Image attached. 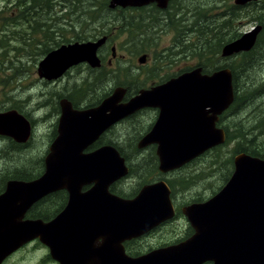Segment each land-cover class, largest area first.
<instances>
[{
  "label": "water",
  "instance_id": "1",
  "mask_svg": "<svg viewBox=\"0 0 264 264\" xmlns=\"http://www.w3.org/2000/svg\"><path fill=\"white\" fill-rule=\"evenodd\" d=\"M150 1L153 0H112L111 5L139 6ZM246 1L249 0H235L239 4ZM261 27L225 43L222 57L250 50ZM103 41L63 44L46 55L40 74L57 78L81 61L99 65L96 51ZM146 59L147 55H143L140 62ZM113 91L95 109L77 110L68 99H62L59 133L50 145L47 170L34 181L12 182L0 197V209L8 214L7 219L0 220V264L7 255L37 238L61 264H264V158L246 152L236 154L234 171L217 194L184 208L195 233L179 244L134 257L126 252L125 241L147 233L175 213L169 185L158 181L146 185L135 199L122 198L109 192L111 182L128 174L119 151L109 145L82 155L108 126L144 107H157L159 116L139 145L157 143L163 171L180 168L224 144L227 134L218 123L235 101L231 68L224 66L205 73L202 66H197L143 88L126 102L122 101L124 87ZM22 122H26L25 128L11 132L18 141L25 142L32 130L27 120ZM83 161L89 162L91 169H78V173H94L95 188L81 194L70 185L71 201L52 221L23 220L34 202L66 185L65 174L59 169H76ZM74 173L77 174L73 170Z\"/></svg>",
  "mask_w": 264,
  "mask_h": 264
},
{
  "label": "flooded vegetation",
  "instance_id": "2",
  "mask_svg": "<svg viewBox=\"0 0 264 264\" xmlns=\"http://www.w3.org/2000/svg\"><path fill=\"white\" fill-rule=\"evenodd\" d=\"M26 1L31 4L29 6V9H26L25 4H23ZM58 1L61 2L62 5H60L59 3L57 4V12L62 13V10L66 8L68 13L64 14V18L62 21L58 20L59 22L65 23V28L61 29L60 26L59 34H55L53 30H49V28L47 30L48 35L45 34L44 36L43 34V36H39L38 46H40V48L36 50V52L31 53L29 51H23L22 53H15V55L9 57L8 42L2 39L0 40V51H2L0 62L3 63V66L0 69V197L4 196V193L7 191V188L11 185L12 182L34 181L47 170V158L50 154V145L59 133L58 126L63 113V105H61L62 99H68L73 104V107L77 110L95 109L101 104L102 100L106 99L114 92V89L118 88V86H122L126 90L122 101L126 102L130 100L131 97L139 94L143 88L147 89L154 86L155 84L166 82V80L176 77L181 72L188 71L189 69L194 68L191 65H181L174 72H169V69L172 66L179 63V59L186 58L185 56L182 57V52L184 50L182 37L188 33V37L191 38V40H196V31H200V16L198 8L199 5L197 4V0H167L165 3H163L164 0L162 2L153 0L143 5H127L125 7H122L118 4L112 6V0H105L104 8L107 14L101 18H98L97 22L95 23L96 25L92 28H89L90 26L85 27V32L83 33L84 36L77 41H72V39H70L69 41L62 40V36L64 35L66 37L68 32H70V28H66L70 9L67 6L65 0ZM5 2L6 6H8V4L10 6L13 5L12 7H14V9L19 12V16L17 17V19L13 23H9L12 26L14 25L16 28L22 27L23 24L28 23L38 26L36 28L40 27L39 24L36 23L38 17L33 19L32 21L22 20L23 16L27 15L28 13H30L32 17L40 14H46V16L52 15L54 19L51 20V24L53 25V27L55 26L54 20L56 21V19L55 11L53 10L55 7L53 3L54 0H8ZM203 4L204 8L207 9V16L211 18L212 21L215 20L214 25H220L222 22L224 23L226 36L230 39L228 42L233 41L236 37L240 36L237 35L235 36V38L233 36L235 25H239L234 21L235 16H242L245 18L247 17L249 19V22H254V26H252L248 30L258 27V25L262 26L257 36L258 40L250 50L242 51L225 58L233 60L232 58L236 57V55L245 57L247 56L246 54L248 52L255 50L258 45V41L260 38L259 36H261L260 33L262 31L264 32V0H249L246 1L245 4H239L235 2V0H204ZM15 10L12 11L13 14H16ZM1 11L3 10L0 9V19L2 20L0 38L9 37L10 35H8L7 30L9 26L4 23L5 13H1ZM237 22L244 25L241 20ZM118 24L121 25L120 27H123L122 30L121 28L118 29ZM119 30L123 31V33H121ZM147 36L150 39L146 38ZM164 36H166L169 42L171 41L172 44L167 45L166 48L164 47V53L161 54V60L163 61L162 65H165V67H160L159 69L163 73L159 71V79H157V77H154L155 74H153V79H150L149 76H146L145 81H138L137 74L139 73L141 67H144L142 65L146 64L152 55L148 52V47H141V44L144 43L147 45L148 40H154L157 43H160V38ZM144 37L146 39L145 41H142ZM261 37L262 38L260 39V43H264V33ZM16 39L18 41L19 36L16 35ZM100 39H104V41L96 51V55L98 56L100 62L99 65L92 66L86 61H81V63L71 65L68 70H66L57 78L50 79L40 74V64L49 52L56 50L63 44H69L70 42H93ZM149 47L152 48V45H149ZM15 51L19 52V47H17ZM143 54L147 55V59L144 62H140V58ZM155 54L156 52L154 53V55ZM220 54L222 56V51L220 52ZM137 56H139V58L137 59L139 64L136 62ZM28 57H31L34 62H37L36 70L38 73L37 81L40 82L39 90H36L34 93L33 90H30L29 93L24 97L6 94L8 88L11 86L10 79L6 77V74L8 73L7 67L5 66L6 61L15 63V66L18 67L19 71L16 73V77L23 78L28 72L24 68L26 65L25 58ZM128 59L129 61L127 63ZM159 61L160 58L158 59V62ZM73 69L77 70L76 72H82L85 70L86 72H83V74H86V78H90V75L98 77L101 82L104 81L105 85H108L106 91L104 92L100 90V92H98L96 90H93L94 92H92V88H89V85L87 84H84L81 87H77L78 81L76 79H70L66 84H62L59 80L65 75H68ZM109 70L115 72L117 75L123 78H127L126 81L121 82V84H118V86L116 84H112L113 86L111 91L109 90V82L106 75V71ZM203 72L205 71L203 70ZM232 73L234 74L233 70ZM149 74L151 73H148V75ZM95 88L98 87L95 86L94 89ZM85 91L90 93V96H84L83 93ZM47 94L50 95L47 97L46 101H40L41 98L47 96ZM97 94H100V96H97V98H95V95ZM51 97H53V99H51ZM36 109L40 111V115L38 118H35V116H33ZM148 109H151L155 116L137 130L135 126L138 123L137 117L143 111H146ZM44 110L45 113L44 115H42ZM107 113H109V109L106 111V114ZM158 116L159 109L157 107H144L143 109L137 110L130 116L124 117L115 124L108 126L105 131L98 134L94 142L86 146L82 151V155H87L97 152V149L101 147L112 145L116 148V150L119 151L120 155L124 157V161L126 162V165L128 167V174L123 176L121 179L115 180L110 183V193L112 192L114 194H117L122 198L125 197L128 199H135V196H137L146 185L158 183V181L166 182L171 189L170 195L172 198L173 207L175 209L174 215L170 219H166L160 222L159 225L151 228L147 233L132 240L125 241L124 245L126 247V252L128 253V255L134 257L147 254L149 253V251L155 249H161L164 247L179 244L184 240L190 238L195 233V230L193 229L189 219L184 213V208L188 205L193 204L194 202L206 201V199L215 195V193H213L208 197H203L200 194L194 193V196L180 195L178 198L176 195V189H179L177 188L178 186H182L180 185V183H182L180 177L185 176L182 175L181 172L182 170H184V166L188 168L190 164L187 163L181 166V168L163 171L160 168L161 160H159V156L157 153V143L144 144V146L139 145L142 139H144V136L154 128ZM221 118L222 115L219 119V126H221L222 123ZM22 120H27L32 130L30 137L25 140V142L18 141L16 138V134L14 135L11 132H16L23 129L26 122H22ZM37 123L43 125L47 130L51 129L52 133L50 135L51 139L49 145L45 151L46 154L43 157H39L37 159L40 167L38 168V171H35L33 160H30V156H28V154L27 156H24L23 152H26L28 150V147H30L33 143V135L36 131V128L38 127ZM4 131L9 132L11 135L5 133ZM132 142L135 145L133 147H130ZM145 150H147V153L144 154L143 151ZM206 153L207 151L204 152V154L194 158L190 162H195L201 159ZM146 158L150 159L149 161L151 165H147ZM70 164L72 165L73 163ZM80 164H82L81 167H76V169H59V173L61 172L65 174L64 178L66 181V185L62 189L51 191L50 193L42 196L39 200L34 202L25 212L23 220H42L43 222L52 221L61 213L62 210H64V208L71 201L69 187L70 185L73 186L74 189H78V193L81 194H86L88 191L95 188L94 186H96V182L94 179V173L91 175L88 173L86 176H83L81 174L79 175L78 173V169H82V171H85L86 169L90 168L89 162L83 161L80 162ZM73 170L77 172V174H72ZM201 172H204L203 169L201 170ZM201 172L199 174H201ZM196 173L197 170L193 172L192 175L190 174V179H193ZM209 174L211 177L212 171H210ZM170 175H173V177L168 178V176ZM207 177L208 176H205L204 180H206ZM125 179H127V182L130 179H132L133 181L136 179V186L128 191L120 190L121 186L119 185L122 184L123 180ZM16 193L17 191L15 192V194ZM179 194H181V192ZM199 196L201 198L198 199ZM182 197L192 200L185 201L182 199ZM2 210L4 211V209H0V217L2 216L3 218L1 217L0 220H5L8 218V214H4ZM167 226H172V234L163 233V230L166 229ZM158 236H160V240L156 242H150V244H148L146 241L143 242L144 240L149 239L156 240ZM130 241L131 243H129ZM34 243H37V246H40L41 248H43V250H39L33 247V250L30 251V253L36 254L30 255L26 258L34 259L31 264H61L59 260H56V258H52L50 248H48L43 242H41L39 238L31 240L30 242L20 246L18 250L7 255V257L2 261V264H8V261L12 258L18 259V256L24 253L21 250L24 249L25 251L26 249H28V247H30L31 244ZM39 252L41 253V256H36ZM203 264H212V262L209 261Z\"/></svg>",
  "mask_w": 264,
  "mask_h": 264
},
{
  "label": "rangeland",
  "instance_id": "3",
  "mask_svg": "<svg viewBox=\"0 0 264 264\" xmlns=\"http://www.w3.org/2000/svg\"><path fill=\"white\" fill-rule=\"evenodd\" d=\"M5 1H8V0H0V9L3 10L1 11V13H5L4 23H6L9 26L7 30H8V35L10 36L1 37L0 40L2 39L8 42L9 57H11L12 55H15V53H22L23 51H29L31 53L36 52V50L40 48V46H38L39 36H43V34L45 36L49 28H50L49 30H53L55 34H59L60 26H61V29L65 28L64 27L65 23L59 22L58 20L62 21L64 18V14L65 13L68 14V13H67L66 8L62 10V13L57 12L58 10L57 4L59 3L60 5H62V3L59 2L58 0H54L53 2L55 6L53 10L55 11V19H56V21L54 20L55 22L54 27L51 24V20L54 19L52 15L46 16V14L44 15L40 14V15H35L32 17L31 14L28 13L27 15L23 16L22 18L23 21H26V20L32 21L33 19L38 17L36 23L39 24L40 26L39 28H36L38 26H35L34 24L31 25V23L23 24L22 27H18V28H16L14 25L13 26L10 25L9 23H13L17 19V17L19 16V12L15 10L14 7H12L13 5L10 6L8 4V6H6ZM74 1L75 0H70V2H74ZM203 1L204 0H197V4L200 6V8H201V5L204 7ZM65 2L67 4L69 3V0H65ZM104 2L105 0H77V4L72 5L73 6L72 9H74V12L72 14L73 19L68 18L67 20L68 23L66 25V28L67 29L70 28V32H68L66 37L63 35L62 40L69 41L70 39H72V41H77L78 39H81V37L84 36L83 33L85 32L84 31L85 27L90 26L89 28H92L93 26L96 25L95 23L97 22L98 18H101L107 14L104 8V5H105ZM23 4H25L26 9H29V6L31 5L28 1H26ZM67 6L69 7L68 4ZM14 10L16 14L12 13V11ZM239 20H241L244 25H242L241 23H238L237 21ZM234 21L236 24L241 25V26L235 25V29L233 33L236 35H241L242 33L247 32L249 28L254 26V22L253 21L249 22V19L247 17L245 18L242 16H235ZM1 23H2V20L0 19V29L2 28ZM120 26L121 25L118 24V29L122 28ZM120 32L123 33V31H120ZM262 32L260 34H262ZM16 35L19 36L18 41L16 39ZM261 36H259L260 38H259L258 45L255 48V50L248 52L246 54L247 56L243 57L240 55H236V57L232 58L233 60L227 58L228 59L227 62L229 63L231 62V64L236 68L235 74H236L237 79L235 80V83H234L236 84V95L237 93H240L245 98L240 102V105H238L237 107L235 106L233 107L232 106L233 104H232L231 105L232 107L230 106L229 107L230 109L229 108L227 109L228 112L225 111L226 113L224 112V114L228 121H231V123L234 125L236 124V126L237 125L242 126L243 130L249 134L246 137L245 141L249 142L254 137L256 139L255 143L263 144L261 146L263 148L264 147V132L262 134H257L255 133L253 129L250 130L251 125L254 124L255 121H257L256 119L262 118L264 114V43H260V39L262 38ZM146 38L150 39L148 36ZM146 38L144 37L142 41L143 40L145 41ZM182 40H183L184 49L188 48V46H191V47L197 46V44L192 46L193 41L191 40V38L188 37V33L182 37ZM159 41L160 43H157L154 40L153 41L148 40L147 45L144 43L141 44V47L142 46L148 47L149 49L148 52L152 55L149 61H147L146 64L142 65L144 67H141L139 73L137 74V80L140 82L145 81L146 76H149L150 79H153L152 77L153 74H155L154 77H157V79H159L158 77L159 71H161L159 68L165 67V65H162L163 61L161 60V54L164 53L166 46L169 44H172V42L171 41L169 42L166 36L161 37ZM149 45H152V48H150ZM17 47H19L20 49L19 52L15 51ZM189 51L190 50L182 52V55H183L182 57L185 56L186 58L179 59V63L172 66L173 68L171 67L169 69L170 73L177 70L181 65L182 66L191 65L192 67H196L198 65L201 66L202 64L200 60L201 58L200 59L192 58V55L191 56L189 54L187 55V52ZM155 52L156 54L157 53L158 54L154 55ZM1 53L2 51H0V56L2 55ZM189 53L191 54L192 52L190 51ZM143 55H146V54H143ZM139 56L136 57L137 63H138L137 59L139 58ZM159 58H160V61L158 62ZM25 59H26V65L24 68L28 72L23 78L16 77V73L19 71H18V67L15 66V63H12L11 61L10 62L6 61L5 66L7 67V71H8V73L6 74V77L10 79V83H11V86L8 88L6 94L24 97L29 93L30 90H33V93L36 90H39L40 82L37 81L38 79V73L36 70L37 62H34L31 57H28ZM249 59L250 60L252 59L254 63L253 62L250 63ZM225 60L226 59L223 58L221 54H218L214 60L213 59L212 61L207 60V62H204V63L212 64L214 61H216L218 63L224 64L223 62ZM128 61L129 59L127 60V63ZM2 66H3V63L0 62V69L2 68ZM74 69L71 70L68 75H65L64 77H62L59 81L62 84H66L70 79H76L78 81L77 87H81L84 84H87L89 85V88H92L91 89L92 92H94L95 90L98 92H100V90L104 92L106 91L108 85L107 84L105 85L104 81L101 82V80H99V78L94 75H90L91 76V77L89 76L90 78H86L85 76L86 74L85 73L83 74V72H86L85 70L82 71L83 70L82 69L81 70L82 72L80 71L76 72L77 70H74ZM239 69H240V72H238ZM148 73H151V74L148 75ZM106 75L108 78L110 91L113 85L116 84L118 86V84H121V82H124L127 80V78H123L117 75L115 72H112L110 70L106 71ZM95 86L98 88L94 89ZM49 95L50 94H47V96L42 97L40 101H46ZM83 95L88 97L90 96V93L85 91ZM97 96H100V94L95 95V98H97ZM51 99H53V97H51ZM44 113H45V110L43 111L42 115H44ZM39 115H40V111L36 109L34 111L33 116H35V118H38ZM154 116L155 114L152 112L151 109L143 111L137 117V122L139 123L135 125L137 130L138 128L142 127L145 123L150 121L152 117ZM241 123H244L245 125H242ZM37 126L38 127L36 128V131L34 132V135H33L32 145L28 147V150L26 152H23L24 156H27L28 154V156H30V160H33V163L35 165V171H38V168L40 167L39 162H37V159L39 157H43L46 154L45 151L49 145V142L51 139L50 135L52 133L51 129L47 130L45 129L43 125L39 123H37ZM263 128H264V123H263ZM134 145L135 144L132 142L130 147L131 146L133 147ZM233 146H234L233 142L229 143L226 146H221L220 147L222 151L221 156H220V153H218L217 151V147L214 149H209L211 151L208 150L207 153L201 159L195 162H189L190 166L188 168L184 166L183 167L184 170H182L181 172L182 175L191 176L192 173L195 172L196 170H197V173L194 175L193 179L184 178L185 180L182 181V183H180V185L182 186H178L177 188L179 189H176L177 197L179 198L180 195L194 196V193L200 194L203 197H206V196L208 197L212 195L213 193L217 194L218 190H220V188L228 182L229 178L228 179L226 178L229 176L230 173L232 174V172L234 171L233 169L234 164H231L229 166L226 163L231 158L234 160V156L236 154L234 152ZM143 153L144 154L147 153V150L143 151ZM149 160L150 159L146 158L147 165H151ZM214 161L218 162V164L217 163L213 164ZM202 169L204 172H201ZM210 171H212L211 177L209 174ZM200 172L201 174H199ZM204 175L208 176L206 180H204V177H205ZM170 177H173V175L168 176V178ZM127 179L123 180V183L119 185L121 186L120 190L128 191L134 188V186H136V179L134 181L130 179L128 182H127ZM180 192L181 194H179ZM182 199L185 201L192 200V199L184 198V197H182ZM171 229H172V226H167L166 229L163 230V233L172 234L173 231ZM160 236H158L156 240L149 239V240H144L143 242L146 241L148 244H150V242H156L160 240ZM33 247L39 250H43V248H41L40 246H37V243L31 244L30 247H28V249H26L25 251L24 249L21 250L24 253L22 255H19L18 259L12 258L11 260L8 261L9 262L8 264H31L34 259H26V258L30 255L36 254V253H30V251L33 250ZM36 256H41V253L40 252L37 253Z\"/></svg>",
  "mask_w": 264,
  "mask_h": 264
},
{
  "label": "trees",
  "instance_id": "4",
  "mask_svg": "<svg viewBox=\"0 0 264 264\" xmlns=\"http://www.w3.org/2000/svg\"><path fill=\"white\" fill-rule=\"evenodd\" d=\"M67 4L69 5V9H70L69 10V18L73 19L72 14L74 12V9H72L73 8L72 5L77 4V0H75L74 2H70V0H69V3H67ZM198 8H199V16H200V23H199L200 31L199 30L196 31V33H197L196 40H192L193 41L192 46L196 45V44H197V46L196 47L188 46V48L184 49L183 51L190 50L192 53L190 54L189 53L190 51H189V52H187V55L188 54L190 56L192 55V58H194V59H200L201 58L200 59L201 63H202L201 65H202L203 70L205 72L211 73L215 69H219V68H223L224 66H228L234 71V74H235L236 68L234 66H232L231 63L227 62L228 59L225 57L224 58L226 60L223 62L224 64L218 63L216 61H214L212 64L204 63V62H207V60H209V61H212V59L214 60L216 58V56L218 54H220V52H221L220 50L223 47V45L226 42H228L230 39L227 38V36H226L225 30H224L225 27H224L223 22L220 25H214L215 20L214 21H212V19L209 20V17L207 16V9L204 8L202 5H201V8H200V6ZM220 27H221V29H220ZM122 28H121V30H122ZM263 33L261 35H263ZM233 36L235 38V36H237V35L233 33ZM249 61H250V63L253 62L252 59L251 60L249 59ZM239 66H240V64H239ZM238 72H240V69L238 70ZM236 79H237V77L235 74V80ZM234 86H236V84ZM244 98L245 97L242 94L237 93L236 100L232 106L237 107L238 105H240V102ZM226 112H228L227 109H226ZM256 120L257 121H255V123L251 125L250 130L253 129L255 131V133L262 134L264 132L263 131L264 130V128H263L264 114H263L262 118H259ZM221 122H222L221 126L226 131L227 139H226V142L224 144H222V145L220 144L219 146L218 145L216 146L218 153H220V156L222 155V151H221L220 147L226 146L229 143L233 142V145H234L233 148H234L235 154L240 153V152H246L250 155H255V156H259L261 158H264V147L263 148L261 147L263 144H256L255 143L256 139L254 137L249 142L245 141L246 137L249 134L243 130L242 126H240V125L236 126V124L235 125L232 124L231 121L227 120L224 113L222 115ZM241 124L245 125L244 123H241ZM214 163L218 164V162H216V161H214L213 164ZM226 163L230 166L231 164H233V159L232 158L229 159ZM230 172H231V170H230ZM230 174H229V176H230ZM229 176L226 179H228ZM184 178L190 179L191 176H181L180 180L184 181L185 180ZM199 198H201V197L199 196L198 199ZM129 243H131V241ZM133 251H135V250H133Z\"/></svg>",
  "mask_w": 264,
  "mask_h": 264
},
{
  "label": "bare ground",
  "instance_id": "5",
  "mask_svg": "<svg viewBox=\"0 0 264 264\" xmlns=\"http://www.w3.org/2000/svg\"><path fill=\"white\" fill-rule=\"evenodd\" d=\"M210 19V18H209ZM218 23H219V20H218ZM221 23V22H220Z\"/></svg>",
  "mask_w": 264,
  "mask_h": 264
}]
</instances>
